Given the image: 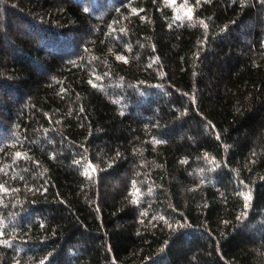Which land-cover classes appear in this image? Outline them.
I'll use <instances>...</instances> for the list:
<instances>
[{
  "label": "trees",
  "instance_id": "trees-1",
  "mask_svg": "<svg viewBox=\"0 0 264 264\" xmlns=\"http://www.w3.org/2000/svg\"><path fill=\"white\" fill-rule=\"evenodd\" d=\"M0 186V264H264V0H0Z\"/></svg>",
  "mask_w": 264,
  "mask_h": 264
},
{
  "label": "snow or ice",
  "instance_id": "snow-or-ice-1",
  "mask_svg": "<svg viewBox=\"0 0 264 264\" xmlns=\"http://www.w3.org/2000/svg\"><path fill=\"white\" fill-rule=\"evenodd\" d=\"M185 2H187V0H185ZM165 3L166 4H174L175 3V0H165ZM183 7V6H182ZM134 11V13H135V11L136 10H133ZM191 13H192V9L189 7V8H187L186 9V11H184V16H186L189 20H191L192 19V15H191ZM177 19H181V17L180 16H177L176 17ZM202 23V22H201ZM117 59L118 60H122V59H124L123 57H117ZM126 62V61H125ZM96 79H99V77H96ZM90 83H91V81H90ZM96 85L95 84H93V87H95ZM16 157L17 158H23L22 156H21V154L20 153H16ZM89 168H91V165H89L88 166ZM85 174L87 175L88 174V168H86L85 169ZM3 190V188H2V186H0V191H2ZM244 199H245V201L247 202V201H249L250 199H251V197H250V195H247V194H245L244 195ZM3 243H7L6 241H4Z\"/></svg>",
  "mask_w": 264,
  "mask_h": 264
},
{
  "label": "rangeland",
  "instance_id": "rangeland-1",
  "mask_svg": "<svg viewBox=\"0 0 264 264\" xmlns=\"http://www.w3.org/2000/svg\"><path fill=\"white\" fill-rule=\"evenodd\" d=\"M65 49V48H64Z\"/></svg>",
  "mask_w": 264,
  "mask_h": 264
}]
</instances>
